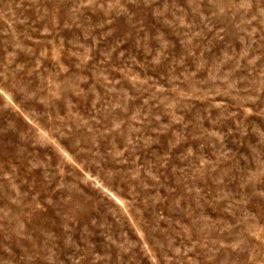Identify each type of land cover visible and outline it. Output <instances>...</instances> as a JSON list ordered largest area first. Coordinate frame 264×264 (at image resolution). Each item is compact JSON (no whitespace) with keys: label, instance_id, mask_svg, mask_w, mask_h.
Returning <instances> with one entry per match:
<instances>
[{"label":"rangeland","instance_id":"rangeland-1","mask_svg":"<svg viewBox=\"0 0 264 264\" xmlns=\"http://www.w3.org/2000/svg\"><path fill=\"white\" fill-rule=\"evenodd\" d=\"M214 10L0 0V264H264V88Z\"/></svg>","mask_w":264,"mask_h":264},{"label":"clouds","instance_id":"clouds-1","mask_svg":"<svg viewBox=\"0 0 264 264\" xmlns=\"http://www.w3.org/2000/svg\"><path fill=\"white\" fill-rule=\"evenodd\" d=\"M203 3L204 0H199ZM208 4L214 7L212 16H201L200 19L204 27H208L213 21H220L227 26L221 29L225 35L232 34L233 40H239L243 45L244 52L236 60V66L239 68L240 61L246 60V70L252 73H259V83L264 88V67H261L257 61L262 59L261 53L264 50V0H208ZM192 28L191 25H186ZM200 35V33H196ZM163 53H159L156 63L160 62ZM235 60L236 58L233 57ZM244 90L250 91V85L256 82V78H241ZM4 85L0 84V92ZM258 97H253V101ZM245 114L251 115V109L245 108Z\"/></svg>","mask_w":264,"mask_h":264}]
</instances>
